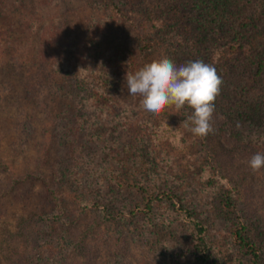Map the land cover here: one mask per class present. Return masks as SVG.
<instances>
[{
	"label": "rangeland",
	"instance_id": "374dc122",
	"mask_svg": "<svg viewBox=\"0 0 264 264\" xmlns=\"http://www.w3.org/2000/svg\"><path fill=\"white\" fill-rule=\"evenodd\" d=\"M138 1L0 0V264L20 216L53 215L48 187L61 193L66 221L33 223L41 245L9 264H207L192 254L194 221L217 264H249L238 223L264 264V168L248 166L264 152V130L234 117L245 100L263 98V74L233 67L223 75L222 39L204 55L168 48ZM43 28L56 46L40 48ZM163 57L215 66L223 84L214 135L185 129L188 109L146 113L128 94L124 65L133 60L136 71ZM225 190L235 204L229 217L219 204Z\"/></svg>",
	"mask_w": 264,
	"mask_h": 264
},
{
	"label": "trees",
	"instance_id": "16d2710c",
	"mask_svg": "<svg viewBox=\"0 0 264 264\" xmlns=\"http://www.w3.org/2000/svg\"><path fill=\"white\" fill-rule=\"evenodd\" d=\"M110 1L117 8V3L114 0ZM137 3V7H144L143 11L142 8L140 9V14L145 16L147 21L158 22V31L168 48L183 47L189 52L204 55V48L207 47L208 42L222 39L225 40V46L220 49L219 60H222L220 66L226 68L222 71L223 75L228 69L236 67L241 68L243 72L251 69L255 76L263 74L264 77V0H139ZM37 23H39L38 19L34 24ZM44 28L39 36L40 48L56 46V41L49 39L47 28L46 31ZM143 28L145 29V26ZM144 43V48L148 50L154 46L151 38L144 39ZM38 56L39 60L44 61L46 57L44 50L43 54L38 53ZM124 66L129 67L132 73L135 71L133 60L128 61ZM262 89L264 90V86ZM66 90L71 95L67 87ZM241 108L237 109L239 114L234 117L241 116V119L245 118L249 124L257 123L264 130V95L255 102L245 100ZM68 130L71 134L70 143L77 145L81 140V129L76 128L74 124ZM232 192L225 190L219 198V204L228 217L235 211ZM60 194L55 187H48L43 194L44 202L54 211L52 216L43 211H33L26 216H20L17 230L10 233L11 240L8 239V242L6 240L2 249L4 264H9L15 256L19 258L26 251H36L39 248L41 244L36 234V226L31 228L33 223L39 225L66 221V209ZM167 198L171 199V197ZM193 225V256L201 263L217 264L207 250L205 227L195 221ZM234 236L239 247L249 254V264H261V249L248 238L242 223L237 224ZM10 241L18 243L11 244ZM19 262H22L21 259L16 260V263Z\"/></svg>",
	"mask_w": 264,
	"mask_h": 264
},
{
	"label": "clouds",
	"instance_id": "9594fccd",
	"mask_svg": "<svg viewBox=\"0 0 264 264\" xmlns=\"http://www.w3.org/2000/svg\"><path fill=\"white\" fill-rule=\"evenodd\" d=\"M125 80L128 94L139 97V105L146 113L158 114L165 107H174L176 111L188 109L181 122L185 129L199 138L214 131L215 99L223 79L213 64L201 59L177 64L163 57L146 63L134 73L126 72ZM248 166L254 173L264 168V154L252 155Z\"/></svg>",
	"mask_w": 264,
	"mask_h": 264
}]
</instances>
